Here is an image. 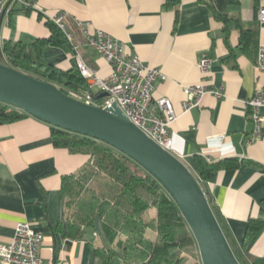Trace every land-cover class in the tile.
<instances>
[{
  "label": "crops",
  "instance_id": "crops-1",
  "mask_svg": "<svg viewBox=\"0 0 264 264\" xmlns=\"http://www.w3.org/2000/svg\"><path fill=\"white\" fill-rule=\"evenodd\" d=\"M165 0H40L46 14L68 13L69 30L82 39V59L100 75L112 65L85 38L77 21H89L117 39L127 54H138L145 64L158 67L165 79L158 82L154 99L167 97L177 120L171 126V152L194 170V156L210 161L237 157L253 163L218 171L204 189L226 221L237 243L244 240L248 221L264 218V126L260 136L252 135L246 101L264 77L256 67L257 49L264 44V23L257 14L256 0H212L218 12L236 18L244 27L258 22L256 46L245 47L238 22L231 20L228 38L224 23L202 0H181L178 7H166ZM264 4V0H263ZM45 15L16 5L6 13L0 26V45L6 40L33 42L50 36ZM47 60L71 69L74 59L65 46L44 49ZM212 59L211 71L204 77L198 68L202 55ZM204 83L222 87L221 98L208 93L200 105L183 109L184 88ZM264 113V107L262 108ZM87 161L53 144L50 125L33 116L0 125V243H9L19 221L28 220L44 235L41 256L44 264H102L101 250L91 251L86 238L64 236L55 226L62 220V178ZM43 200V201H42ZM45 202V206L43 204ZM264 256V233L254 247Z\"/></svg>",
  "mask_w": 264,
  "mask_h": 264
},
{
  "label": "trees",
  "instance_id": "trees-1",
  "mask_svg": "<svg viewBox=\"0 0 264 264\" xmlns=\"http://www.w3.org/2000/svg\"><path fill=\"white\" fill-rule=\"evenodd\" d=\"M202 1L208 3L215 17L224 23L226 38L231 30L229 23L234 20L238 22L244 46H256L258 22L256 26L246 28L239 19L218 12L212 6V0ZM180 2L165 0L164 4L177 8ZM48 23L51 34L46 38H38L30 43L4 41V56L13 68L50 81L65 94L75 96L79 91L88 89V83L75 60L68 70L47 60L44 49L48 46L65 45L73 51L64 33L52 22ZM98 95L95 94V97ZM28 116L32 115L0 101V125ZM49 125L55 147L87 156L84 165L62 178L64 215L55 226L57 230L69 238H86L91 251L101 250L102 264H202L189 225L159 180L107 143ZM252 165V162L237 157L210 161L203 155H195L194 170L190 169L204 187L218 171ZM261 203L264 207V198ZM43 204L45 206V202ZM212 206L239 261L242 264H264V256L254 253V247L264 233V218H251L248 221L243 243L239 245L218 209ZM151 208L156 209V214L147 217ZM97 217L104 242L96 231ZM187 252L192 253L194 261Z\"/></svg>",
  "mask_w": 264,
  "mask_h": 264
},
{
  "label": "water",
  "instance_id": "water-1",
  "mask_svg": "<svg viewBox=\"0 0 264 264\" xmlns=\"http://www.w3.org/2000/svg\"><path fill=\"white\" fill-rule=\"evenodd\" d=\"M5 13L0 16V26ZM100 93L96 98L106 96ZM0 101L74 133L93 137L126 154L152 174L173 197L189 225L202 264H242L204 189L191 169L160 146L113 105L102 108L65 94L56 84L13 68L0 45ZM96 231L104 242L99 217Z\"/></svg>",
  "mask_w": 264,
  "mask_h": 264
},
{
  "label": "built area",
  "instance_id": "built-area-1",
  "mask_svg": "<svg viewBox=\"0 0 264 264\" xmlns=\"http://www.w3.org/2000/svg\"><path fill=\"white\" fill-rule=\"evenodd\" d=\"M258 1L260 7L257 18L260 23H264L263 0ZM16 5L45 15L47 20L55 24L71 43L72 57L88 83V89L79 91L74 97L104 109L116 105L131 122L160 146L171 151L173 147L171 126L177 120L178 114L170 99L153 97L158 82L166 78L160 68L145 64L138 54H127L123 45L108 33L98 28L91 30L89 21H77L85 38V45L95 48L113 67L107 75H100L94 67L82 59L79 48L84 43L69 30L66 22L67 12L57 11L46 14L40 6V0H0V16L11 12ZM211 65L212 59L205 54L202 55L198 61V68L204 77L210 74ZM256 67L260 76L264 77V44L258 46ZM94 89H98V94L106 92L107 95L97 99ZM184 92L187 96L182 105L185 111L199 106L208 93L218 98L224 96L222 87L208 86L204 83L188 85L184 88ZM246 103L253 123L252 135L248 140V143H251L260 136L264 126L262 111L264 83L255 90ZM43 240L42 231L36 229L30 221H19L12 240L9 243H0V264H44L41 256Z\"/></svg>",
  "mask_w": 264,
  "mask_h": 264
},
{
  "label": "rangeland",
  "instance_id": "rangeland-1",
  "mask_svg": "<svg viewBox=\"0 0 264 264\" xmlns=\"http://www.w3.org/2000/svg\"><path fill=\"white\" fill-rule=\"evenodd\" d=\"M95 94L98 93V89H94L93 90ZM156 214V209L155 208H151L148 213H147V217H152V216H155ZM188 256H190L191 260H195V257L192 255L191 252H187Z\"/></svg>",
  "mask_w": 264,
  "mask_h": 264
}]
</instances>
